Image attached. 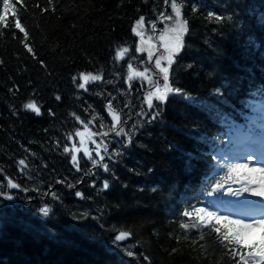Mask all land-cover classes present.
Here are the masks:
<instances>
[{
	"label": "trees",
	"instance_id": "obj_1",
	"mask_svg": "<svg viewBox=\"0 0 264 264\" xmlns=\"http://www.w3.org/2000/svg\"><path fill=\"white\" fill-rule=\"evenodd\" d=\"M36 2L26 0L29 5ZM193 2L199 0L185 3L190 25L185 39L191 48L186 49L189 55L181 53L183 60L178 62L192 63L199 71L181 68L175 74L176 86L204 103L193 107L169 97L162 119L140 128L122 160L112 162L119 180L101 170L96 187L91 184L96 176H85L83 183L67 187V182L83 173L75 172L55 139L65 142L64 134L73 123L78 125L71 112L88 116L84 112L88 104L111 123L99 93L106 89L116 95L118 85L96 82L84 93L75 88L71 77L80 71H102L105 81L112 78L113 49L128 44L134 51L136 37L131 28L135 19L140 14L155 18L152 10H163V0H124L123 7L120 0H57V13H42L34 7L22 12L37 55L47 68L9 30L0 29V58L6 62L0 65V168H4L0 180L11 176L30 188L27 193L11 189L17 202L14 206L5 201L0 204V264H148L142 257L140 261L128 257L123 246L150 256L152 264H230V258L215 247L214 231L206 229L201 239L200 229H179L173 217L187 204L182 195L197 194L210 171L205 160L211 157L204 154L213 145L201 137L226 131L222 115L238 120L240 111L247 110L244 98L264 85V0H205L199 13L191 12ZM208 10L218 14L238 10L239 22L220 25L209 21ZM115 63L122 76L117 79L126 88V66ZM14 83L21 85L15 93L9 91ZM57 92L61 101L55 100ZM29 98L43 105V117L23 108ZM126 99L136 102L134 90ZM49 107L56 117L47 114ZM26 149L37 155L33 157ZM22 158L28 162L27 173L20 171L18 160ZM86 160H81V167L91 168ZM57 178L67 182L60 184ZM104 178L110 179V188L100 190ZM36 186L41 192L55 191L60 199L41 195ZM76 191L85 195L76 196ZM44 204L52 209L47 216L39 211ZM120 230L133 235L118 247L113 241ZM173 247L179 252L172 253Z\"/></svg>",
	"mask_w": 264,
	"mask_h": 264
},
{
	"label": "snow or ice",
	"instance_id": "obj_2",
	"mask_svg": "<svg viewBox=\"0 0 264 264\" xmlns=\"http://www.w3.org/2000/svg\"><path fill=\"white\" fill-rule=\"evenodd\" d=\"M143 2L147 3L148 0H143ZM186 2H190V0H163V10H152L155 18L140 14L135 19L131 28V32L138 38V41L135 42V50L133 51V46L128 44H119L113 49L112 78L105 81V74L102 71H80L72 75L71 79L75 88L83 90L84 93L90 92V85H96V82H106L118 85V87L116 95L107 92L106 89H102L99 93L104 98V107L107 110V115L111 117V123H106L104 117L95 110L92 104H88L84 108V112L89 113L88 116H82L76 111L71 112V117L74 118V122H78V125L73 123L72 129L64 134L66 138L64 143L60 139H55V144L57 148L62 147L63 152L68 154L75 172L83 173V175L78 176L74 182L57 178L58 183L65 184L67 182V187L73 188L76 184L83 183L85 176H96V179L91 180L92 186L96 187L97 180L100 179L97 173L101 170L103 173L109 174L112 179L119 180L112 162L122 160L128 148L134 145L136 133L140 128L158 118L162 119L163 106L171 94H179L191 104L204 103L183 87L176 86L178 80L175 74L181 68L199 71L198 68H194L192 63L178 62L183 60L181 53L187 56L189 51L186 49L190 50L191 48L185 39L190 32L189 18L185 15ZM204 2L205 0L193 2L191 12L199 13L201 4ZM120 6H124V0H120ZM33 7L42 13H57L58 11L57 0H46L44 4L37 0L34 5H29L26 0H2L0 29L9 30V34L19 40L27 53L47 68L46 61L37 55L29 27L22 21L21 13ZM207 19L220 25L226 21L239 22L238 10L225 14L208 10ZM161 23H163V27H160ZM72 27L75 28V24ZM15 30H18L22 36H19ZM213 31H217V29H213ZM257 47H259L258 44ZM135 53H146V56L137 57ZM116 61L123 62V65L126 66V88L117 79L122 76L121 71L116 70ZM5 63L0 58V65ZM136 81L139 83L137 84ZM29 83L31 84L32 81ZM134 88L140 92V97L136 99L135 103L132 99H126L132 96ZM20 89L21 85L14 83L9 91L15 93ZM215 91L220 93L221 88H217ZM32 95L35 97V90ZM55 100H62V96L58 92L55 93ZM243 104L247 110L240 111L242 122L232 119L228 114H223L222 123L227 130L213 137H201L211 143L214 148L216 145H223L227 139L234 146V150L228 154H225L223 149L216 152L215 155L211 152L204 154L205 157H211V159H206L205 163L207 169L212 170L213 175L203 180L197 194L182 195V200H187V204H182L173 219L179 229H200L201 239L206 229L214 231L216 234L215 247L230 258V264H264V236H261L260 239H254L252 236L254 229L264 228V85L250 90L249 96L243 101ZM137 106L139 111H136ZM23 108L30 110L37 117L45 115L43 105L36 98L27 99ZM46 111L50 117L57 115L52 107L47 108ZM133 117H135L134 122L129 124ZM93 126H96L95 130ZM101 129H106V131H101ZM44 131L48 132L49 129L44 128ZM67 141L71 143L69 144ZM256 145H260L261 148L262 157L260 159L254 158L252 149ZM172 146L175 147V145ZM26 151L31 152L33 157L37 155L31 149H26ZM187 155L192 156L193 153ZM85 157L87 158L86 163H91V168L81 167V160ZM18 165L21 172L27 173L28 162L26 159H19ZM133 171L136 170L133 169ZM0 172H4V168H0ZM110 183L109 178H104L100 190L109 189ZM124 186L127 187L126 184ZM11 189H22L25 193L30 191L29 187L22 186L11 176H8L6 181L0 180V197L9 201L14 200L15 197ZM156 190L157 188H152L153 192ZM35 191L40 192L41 195H51L57 200L60 199L55 191L41 192L39 186L35 187ZM75 195L83 197L85 193L76 191ZM201 196L204 197L206 203H214L219 200L221 204L237 208L238 214L234 215L231 210L227 214H222L219 206L215 210L211 206H205L200 202ZM230 197L237 199L233 201L229 199ZM251 197L260 198L261 210L259 213L255 206L256 202ZM27 199L30 200L31 197ZM193 200L195 203H192ZM0 204H3L2 200H0ZM51 210L48 204H44L39 209L44 216H47ZM83 215L86 217L88 213L85 212ZM132 235V231L120 230L113 243L121 247L119 242L125 241ZM181 238L179 235L176 237L177 240ZM123 251L128 257H134L137 261H140L142 257L148 264H152L151 257L142 252L131 250L127 246H123ZM171 252L178 253L179 249L173 247Z\"/></svg>",
	"mask_w": 264,
	"mask_h": 264
},
{
	"label": "rangeland",
	"instance_id": "obj_3",
	"mask_svg": "<svg viewBox=\"0 0 264 264\" xmlns=\"http://www.w3.org/2000/svg\"><path fill=\"white\" fill-rule=\"evenodd\" d=\"M169 11H170V7H169ZM160 27H163V23H161L160 24ZM146 83V82H145ZM78 139V138H77ZM225 196H227V194L225 193ZM231 198V197H230ZM229 198V199H230ZM252 198V197H251ZM254 198H256V197H254ZM258 200H260V198H258ZM257 200V201H258ZM254 201V200H253ZM205 206H211L214 210L216 209V207L217 206H219L218 204H217V201L216 202H214V203H206V204H204ZM264 228H256V229H254L253 230V234H252V236H253V238L254 239H260L261 238V236H264V234H263V232H264V230H263Z\"/></svg>",
	"mask_w": 264,
	"mask_h": 264
}]
</instances>
